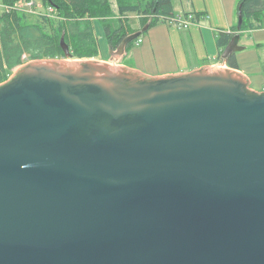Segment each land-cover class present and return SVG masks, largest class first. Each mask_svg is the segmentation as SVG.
Returning a JSON list of instances; mask_svg holds the SVG:
<instances>
[{"label":"water","instance_id":"95a60500","mask_svg":"<svg viewBox=\"0 0 264 264\" xmlns=\"http://www.w3.org/2000/svg\"><path fill=\"white\" fill-rule=\"evenodd\" d=\"M61 46L0 84V264H264V91Z\"/></svg>","mask_w":264,"mask_h":264},{"label":"trees","instance_id":"16d2710c","mask_svg":"<svg viewBox=\"0 0 264 264\" xmlns=\"http://www.w3.org/2000/svg\"><path fill=\"white\" fill-rule=\"evenodd\" d=\"M0 1L4 7L0 12V84L31 61L68 58L61 46L62 38L69 47L71 59L98 58L100 48L93 23L96 20L101 23L108 46L114 51L127 35L137 32L130 26V14L138 16L140 30L148 25L147 31L175 17L174 0H115L116 10L112 0H39L43 9L34 14L29 9L19 8L21 0ZM239 8L243 13L242 33L263 27L264 0H238ZM197 19L195 16V21ZM233 36L225 32L217 34L222 52ZM230 64L237 68L234 57Z\"/></svg>","mask_w":264,"mask_h":264},{"label":"crops","instance_id":"0c3cea01","mask_svg":"<svg viewBox=\"0 0 264 264\" xmlns=\"http://www.w3.org/2000/svg\"><path fill=\"white\" fill-rule=\"evenodd\" d=\"M179 4L181 10L177 12L174 3L175 16L193 14L197 21L188 27L160 22L119 57H112L104 29L94 22L102 43L99 56L103 58L99 59L157 77L188 73L205 66L232 68L230 59L234 57L235 69L246 75L250 83L256 77V89L264 91V21L262 28L241 33L239 44L246 49L225 60L224 51L217 44V34L237 33L233 29L238 23V0H184ZM140 25L139 19L138 27L130 24L136 31H140Z\"/></svg>","mask_w":264,"mask_h":264},{"label":"built area","instance_id":"2783aa9c","mask_svg":"<svg viewBox=\"0 0 264 264\" xmlns=\"http://www.w3.org/2000/svg\"><path fill=\"white\" fill-rule=\"evenodd\" d=\"M40 4L41 3L36 2V0H21L20 2H18L19 8L29 9L31 13L34 12V10L36 11V13H38L41 7ZM2 8L4 9V7ZM49 12H52L51 8L49 9ZM168 22L171 24H176L180 27H188L195 22V16L193 14H189L187 16H175L174 18L170 19Z\"/></svg>","mask_w":264,"mask_h":264},{"label":"rangeland","instance_id":"374dc122","mask_svg":"<svg viewBox=\"0 0 264 264\" xmlns=\"http://www.w3.org/2000/svg\"><path fill=\"white\" fill-rule=\"evenodd\" d=\"M36 2H39V0H36ZM181 1L180 0H174V3L177 5V7H176V10H177V12L179 11V10H181V5L179 4ZM112 3H113V7H114V9L116 10L117 9V7H116V1L115 0H112ZM41 6V7H40ZM40 9L39 10H42L43 9V6H42V4H40ZM3 4H1V1H0V12L3 10ZM33 14L34 13H36V11L34 10V12H32ZM138 16L137 15H135V14H130L129 15V23L131 24V25H133V26H137L138 27ZM127 20V23H128V19H126ZM96 24H100L101 25V23L99 22V21H94ZM93 22V23H94ZM102 26V25H101ZM103 28V27H102ZM95 29V28H94ZM96 33V32H95ZM145 34L146 33H144V35L142 36V37H144L145 36ZM98 37V36H97ZM101 37H98V42H99V48H100V51L102 52V43H101V39H100ZM246 39H244L243 41H245ZM116 50H114V52H115ZM108 56V55H107ZM99 58H103L102 56H99L98 58H96L97 60H100ZM106 58H108L109 59V57H106ZM116 59V58H115ZM112 64V63H111ZM112 65H115V64H112ZM115 66H117V65H115ZM18 69V68H17ZM16 69V70H17ZM16 70L14 71V72H16ZM14 72H13V74H14ZM257 78L256 77H254L253 78V80L254 81H252V83H251V85H250V87H251V89H253V90H255V91H258L256 88V86H257V84H256V82H255V80H256Z\"/></svg>","mask_w":264,"mask_h":264}]
</instances>
